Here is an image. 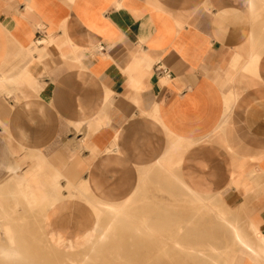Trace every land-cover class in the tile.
Wrapping results in <instances>:
<instances>
[{"label":"crops","instance_id":"0c3cea01","mask_svg":"<svg viewBox=\"0 0 264 264\" xmlns=\"http://www.w3.org/2000/svg\"><path fill=\"white\" fill-rule=\"evenodd\" d=\"M146 174L245 211L216 214L231 264H264V0H0V215L18 187L117 203Z\"/></svg>","mask_w":264,"mask_h":264},{"label":"bare ground","instance_id":"6f19581e","mask_svg":"<svg viewBox=\"0 0 264 264\" xmlns=\"http://www.w3.org/2000/svg\"><path fill=\"white\" fill-rule=\"evenodd\" d=\"M158 165L161 166L160 163ZM31 176L39 175L33 173L27 177L23 176L22 183L29 182ZM27 187L32 195L30 202L23 200L22 190L18 187L15 191L20 199L14 198L16 195L14 193L11 195L10 204L2 206L0 215L2 237L13 236L17 241L0 244V261L16 259L23 264H33L35 257L31 251L37 248L36 251L39 250V253L44 254L47 251L48 260L58 264H98L105 253H110L115 260L122 259L121 245L127 236H138L139 232L144 233L145 236L158 234L157 226L150 222H139L138 217L135 216L132 205L137 191L124 201L106 203L98 200L92 190L86 189L88 196L95 199L94 211L89 214L92 219L91 226L83 227L81 232L69 239V226L57 227L55 221L78 209L74 202H71V198L67 195L62 197L65 194L61 189L52 187L50 190H42L36 186ZM188 225L180 226V232L172 233L171 239L163 242L170 249L162 251L165 255L154 261H158L157 264H167L163 259L176 260L178 256L185 264H223L220 262V257L213 254L214 250L203 244L204 238L200 244L197 243L196 237L194 238L196 235L192 234L193 228ZM226 225L232 229L234 235L237 234L233 223L227 222ZM44 230L48 231L47 242L43 239ZM27 237L30 240H27Z\"/></svg>","mask_w":264,"mask_h":264},{"label":"rangeland","instance_id":"374dc122","mask_svg":"<svg viewBox=\"0 0 264 264\" xmlns=\"http://www.w3.org/2000/svg\"><path fill=\"white\" fill-rule=\"evenodd\" d=\"M164 176L165 174H163V180L165 179ZM175 177L180 179L181 182H177ZM146 179L147 174L142 178V193L139 195L141 187L136 190L137 195L134 198L132 207L133 210H135V216L138 217L139 222H150V224L157 226L158 231L156 232L158 234L155 236H145L144 233L139 232L138 236H127L124 239L123 245H121L123 249L122 259L115 260L110 253H105L102 257L103 259L101 258L98 264H157L158 261L154 260L165 255V252L162 251L170 249L168 246H165L163 242L170 240L172 233L177 234L180 232L179 227L183 224L191 225V227L190 225L188 226L193 228V235L204 236L205 243L214 250L213 254L220 257L221 263H232L239 247H234L229 230L219 226L216 214L220 213L233 218L242 228L244 224L240 222L239 217H244L246 215L245 211H239L238 214L224 203L220 202L217 198L204 197L199 193V198L196 199L194 196L187 193V190L182 187V185H186V183L176 175L174 176L173 182H171V179L167 181L159 180L157 182H145ZM28 183L29 182L23 184ZM85 190L84 188L79 190H66V195L71 198V202H77L75 201L77 198L78 201H82L86 204V208L76 206L78 209L75 212L72 210V213L67 215V217L70 215L69 217L74 218L83 217L84 220L82 223L78 222L76 225V233L81 232L80 230L83 229V227L91 226L92 223L89 214L94 211L93 202H95V199L88 196ZM44 231L46 233L43 232V239L47 242L49 239L48 231ZM196 236H194V238ZM2 238L3 241L0 244H4V242L9 244L17 241L15 237L9 235ZM27 240H30V238L27 237ZM36 249L37 248H34V250L31 251L34 255L33 257H35L33 264H58L57 262L48 260L49 255L47 251L43 254L39 253V250L36 251ZM1 261L3 264H23V262L16 259ZM163 261H165V263L167 262V264H185L178 256L176 260L169 258L168 261L165 259H163Z\"/></svg>","mask_w":264,"mask_h":264},{"label":"built area","instance_id":"2783aa9c","mask_svg":"<svg viewBox=\"0 0 264 264\" xmlns=\"http://www.w3.org/2000/svg\"><path fill=\"white\" fill-rule=\"evenodd\" d=\"M155 70H156L157 73H161L163 71L161 66H157Z\"/></svg>","mask_w":264,"mask_h":264}]
</instances>
